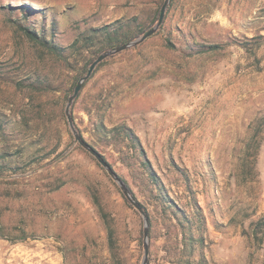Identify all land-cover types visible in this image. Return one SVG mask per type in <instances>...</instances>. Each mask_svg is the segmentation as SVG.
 Here are the masks:
<instances>
[{
  "label": "rangeland",
  "instance_id": "374dc122",
  "mask_svg": "<svg viewBox=\"0 0 264 264\" xmlns=\"http://www.w3.org/2000/svg\"><path fill=\"white\" fill-rule=\"evenodd\" d=\"M163 2L0 0V264H141L142 217L64 110L104 51L96 29L118 21L134 39ZM70 111L145 207L148 264H264V0H170L153 35L97 64ZM172 203L205 217L190 256Z\"/></svg>",
  "mask_w": 264,
  "mask_h": 264
},
{
  "label": "water",
  "instance_id": "95a60500",
  "mask_svg": "<svg viewBox=\"0 0 264 264\" xmlns=\"http://www.w3.org/2000/svg\"><path fill=\"white\" fill-rule=\"evenodd\" d=\"M170 0H164L160 11L158 15V19L156 23L150 27L145 33L141 34L140 36L131 39L129 41H126L120 45L114 46L112 48L106 49L103 52H101L89 65L86 73L82 75L76 82L73 92L71 95H69L66 106H65V115L67 122L69 124V127L73 133L74 140L78 142L79 145H81L86 151H88L99 163L106 172L109 174V176L118 184L120 187L123 195L125 198L135 207V209L139 212V214L142 217L143 220V226H142V246H143V256L141 264H148V257H149V218L145 210L143 209L141 203L131 194L125 183L122 181V179L117 175V173L112 169L110 164L106 161V159L103 157V155L98 152L91 144H89L81 135V133L77 130L73 123V119L71 116L70 106L77 94L79 93L80 89L82 88L84 82L91 76L93 73L95 67L97 64L108 57L109 55L115 54L119 51L128 49L130 47H134L141 42H143L146 38L153 35L158 28L160 27L165 10L167 8V5Z\"/></svg>",
  "mask_w": 264,
  "mask_h": 264
},
{
  "label": "trees",
  "instance_id": "16d2710c",
  "mask_svg": "<svg viewBox=\"0 0 264 264\" xmlns=\"http://www.w3.org/2000/svg\"><path fill=\"white\" fill-rule=\"evenodd\" d=\"M158 18V12L156 13L155 16V20H157ZM154 20V22H155ZM118 21H116L115 23H110L107 25H104L102 27H99V29H96L95 33L93 36H103V41H104V48L102 49H108V48H112L114 46L120 45L124 42H126L127 40H122L121 39V35L123 33L122 29L124 28V24H118ZM151 27L148 26L146 29H142L139 33L143 34L145 33L149 28ZM26 30V34L27 36L35 42L40 43L43 46H49L52 47L56 52L59 51V47L54 45L52 43V41H46L42 36H38L35 31L33 30H28L27 28ZM131 39V38H129ZM76 127V126H75ZM78 130V128H77ZM79 131V130H78ZM123 132H124V136L125 138L128 140V142L133 143L134 137L133 134L131 132L130 129L123 127ZM135 145L133 144V147ZM0 158H3V156L1 155ZM1 168V165H0ZM124 182V180H122ZM128 188V187H127ZM129 189V188H128ZM130 191V189H129ZM131 192V191H130ZM132 193V192H131ZM171 208H173L172 210H174V214H175V218H177V223L175 224V226L180 230L177 231L176 233H178V235H180L181 240L183 242V247H186L187 252L184 251L183 249V255L184 256H190L192 254H194V250L196 248L198 249H202L203 248V243H204V227L206 226V222H205V217L202 213V210L198 207V206H191L190 210H195V215H188L186 213L183 212H179L177 209H175L174 207H176L173 203L171 204ZM143 209L145 210V212L147 213L145 207L142 205ZM181 210V209H179ZM179 213H177V212ZM181 214V215H180ZM195 234H197L195 236ZM114 246V240L112 237V230L109 229L108 232V247L109 249H112ZM84 261V260H83ZM66 264V262H65Z\"/></svg>",
  "mask_w": 264,
  "mask_h": 264
}]
</instances>
